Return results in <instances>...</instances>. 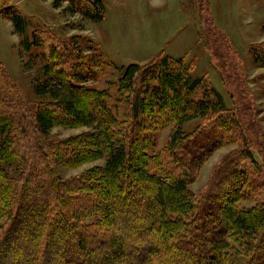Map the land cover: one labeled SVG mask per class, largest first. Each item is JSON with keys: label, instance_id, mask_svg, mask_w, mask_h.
Here are the masks:
<instances>
[{"label": "trees", "instance_id": "16d2710c", "mask_svg": "<svg viewBox=\"0 0 264 264\" xmlns=\"http://www.w3.org/2000/svg\"><path fill=\"white\" fill-rule=\"evenodd\" d=\"M200 4L209 7L207 0H200ZM71 12H79L86 19L102 22L103 1L96 0L89 8L75 7ZM203 13V21L209 25L207 13ZM8 15L15 33L23 35L26 25L21 16L13 9ZM30 47V43L25 42L26 50ZM221 56L225 61V54ZM253 57L255 63L264 68V52H254ZM232 69L228 61L222 64L221 71L231 72ZM143 72L137 64L123 68L120 81L123 90L120 88L119 93L121 97L129 96L132 101L133 120L158 115L163 118L161 121L164 120L161 126L177 127L166 148L171 165L163 166L160 175L150 173V160L142 148L118 140L120 133L116 130V119L105 102V93H90L94 98H91L89 109L83 107L82 99L87 95L82 87L69 83L62 75L55 76L51 64L43 67V81H37L34 92L38 97H48L54 105L35 114V144L31 143L28 151L24 150L21 156L12 154L11 149L20 139L23 124H19L16 118L0 114V264H6L1 257L9 256L6 251L8 246L13 247L14 242H20L21 238L15 235L17 233L27 237L36 235L33 250L25 253L29 258L21 264H59L71 254L69 247L78 264H264V175L249 151L244 153L249 167L235 163L233 158H228L221 165L201 205L189 190L205 160L229 142L224 135L238 125L236 117L227 110L220 93L204 85L202 78L193 77L190 68L180 59L157 58ZM145 74H149V78H144ZM50 108L67 117V120H57ZM196 119L207 120L209 124L199 128L193 136L184 133L181 126ZM59 123L66 126L74 124L93 131L95 149L89 151L85 147L84 143L89 141L86 137H90L86 135H83V143L75 144L69 139L58 144L57 147L62 148L60 151L56 148L52 153L49 147H46L48 150L42 149L39 136L48 135ZM207 130L211 133L210 148L204 150V145L198 141L205 137ZM33 146L35 151H31ZM74 147L85 148L79 152L78 158V153L74 155ZM82 152L85 158L90 157L91 152L98 157L105 156V165L99 171L97 182L86 185V176L72 183L62 181L53 165L58 159L56 157L75 164L81 162ZM36 154L43 159L44 171L33 175L34 169L28 157ZM171 168L175 169L176 176L170 175ZM235 171L240 172L238 179L233 174ZM32 178L36 187L34 195L28 200ZM130 184L147 185L154 193L150 199L119 211L107 205L109 199L121 200L131 196L132 192L126 191V186ZM94 191H98L97 205L74 211L63 210L68 202L92 201ZM252 195H257L255 198L260 201L248 210L237 208L236 203L242 196ZM209 204L216 206L214 211L208 210ZM138 212L145 214L146 222L140 225L144 232L136 239L138 245L135 248L144 249L137 259L125 258L122 254L127 234L115 236L111 228L118 223L121 227H130L129 224L141 220ZM98 214L101 217L96 222L86 224ZM30 218H35V222L29 228L16 229L13 225ZM58 224L66 226L67 231H58L55 228ZM103 230H107L109 235L104 242L112 251L109 256L99 252V241L86 238L88 232L97 235ZM207 231L216 232L217 236L207 238ZM152 237L156 247H150ZM204 249L208 250L207 254L200 255L206 252ZM19 251L17 249L14 253ZM38 251L41 253L35 260L34 255Z\"/></svg>", "mask_w": 264, "mask_h": 264}, {"label": "rangeland", "instance_id": "374dc122", "mask_svg": "<svg viewBox=\"0 0 264 264\" xmlns=\"http://www.w3.org/2000/svg\"><path fill=\"white\" fill-rule=\"evenodd\" d=\"M1 1L0 114L16 118L19 124H23L20 139L11 149L12 154L21 156L24 150L28 151L31 143L35 144L34 116L42 108L47 109V106L54 105L48 97H38L34 92L37 81H43V67L51 64L55 76L62 75L69 83L82 87L87 95L82 99L83 107L89 109L91 98H94L90 93H105V102L116 119V130L120 133L118 140L142 148L150 160L148 170L151 174L160 175L163 166L171 165L167 159L166 148L177 127L161 126L164 120L161 121L163 118L158 115L133 120L132 101L127 95L121 97L119 91L120 88L123 90L120 83L123 68L137 64L145 72L157 58L167 56L182 60L190 68L193 77L202 78L204 85L217 90L238 124L224 135L229 142L205 160L197 178L189 185L198 205H201L215 175L228 158L249 167L250 163L244 155L249 151L264 175V68L258 66L253 57L254 52H264V0H207L209 7L200 4V0H102V22L86 19L79 12H71L75 7H92L96 0ZM5 3L8 5H4ZM11 9L17 11L25 22L23 35L16 34L13 29L8 17ZM203 12L207 13L209 25H205L203 21ZM25 42L30 43L29 50H26ZM222 53L225 54V61ZM226 61L232 65L234 72L221 71L222 64ZM143 76L149 78L150 75ZM130 98L133 99L134 96L131 95ZM49 111L57 120H67V117L56 110L50 108ZM208 124L207 120L196 119L183 124L181 128L184 133L193 136L199 128L203 129ZM92 132L74 124L66 126L59 123L48 135L39 136V142L42 149L50 148L53 153L58 144L69 139L74 140L75 144L83 143V135H86L90 137H86L89 141L84 143L85 147L92 151L95 149ZM204 135L198 142L206 150L210 148L211 133L207 130ZM35 146L31 151H35ZM58 149L60 151L62 148ZM83 149L85 150L84 147ZM73 150L76 151L75 156L78 153L77 158L79 152L84 151L76 147ZM90 155L85 158V153L82 152L81 162L75 164L63 161L60 156L56 157L58 159L55 158L57 161L53 165L58 177L72 183L73 180L86 176V185L97 182L99 171L103 169L106 159L105 156L98 157L96 153L91 152ZM185 157L190 159L186 155ZM28 160L34 169L33 175L44 171L40 154L30 156ZM236 167L240 169L237 164ZM169 173L176 176L173 168L169 169ZM235 173L233 174L238 179L240 172ZM235 181L236 179L232 183ZM29 184L28 200L34 195L33 190L36 187L33 178ZM126 191L132 192V195L121 200L109 199L107 205L119 211L126 206H136L145 199H150L154 193L151 187L138 184L126 186ZM256 192L259 194V190ZM92 194V201L68 202L63 210L74 211L97 205L98 191ZM255 197L257 195L242 196L236 203L237 208L251 209L260 201ZM215 207L209 204L207 208L212 212ZM138 216L141 220L129 224L130 227L124 228L118 223L111 228L115 236L127 234L126 248L122 254L125 258L137 259L139 252L144 249L135 248L138 245L136 239L144 232L140 225L146 222L145 214L138 212ZM100 217L98 214L86 224H92ZM34 222L35 218H30L27 221H17L13 225L16 229H25L34 225ZM55 228L60 232L67 231L63 224H58ZM107 232L103 230L102 234L97 235L88 232L86 238L99 241V252L109 256L112 251L104 243L109 239ZM15 235L21 238L20 242H14L13 247L8 246L6 251L9 256L1 257L3 263L21 264L29 258L25 253L33 250L36 235ZM215 236L216 232H206L207 238ZM154 239L151 238L150 247L157 246ZM14 248L20 251L14 253L17 250ZM204 250L206 252H201L200 255L207 254L208 250ZM68 251L71 254L68 252L66 259L59 264H78L70 247ZM38 252L34 255L35 260L41 253Z\"/></svg>", "mask_w": 264, "mask_h": 264}]
</instances>
